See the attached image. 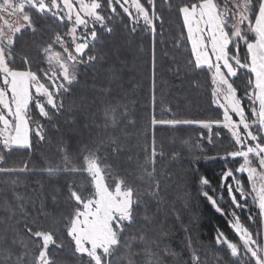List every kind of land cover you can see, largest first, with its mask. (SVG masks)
I'll list each match as a JSON object with an SVG mask.
<instances>
[{"label": "snow or ice", "instance_id": "1", "mask_svg": "<svg viewBox=\"0 0 264 264\" xmlns=\"http://www.w3.org/2000/svg\"><path fill=\"white\" fill-rule=\"evenodd\" d=\"M164 5L182 21L186 34L181 32L175 46L188 51L186 67L190 71L204 74L220 118L157 120L153 116L151 126L154 130L157 125H197L208 130L209 143L215 127L217 138H228L233 148L220 158L238 167L223 172L222 180L232 183L221 187L227 189L235 208L244 210L251 202L264 224V0H164ZM163 23L157 0H0V174L17 176L6 182L13 202L5 200L2 205L7 216L0 232V264H56L52 251L63 250L65 238L80 264H116L118 260L133 264L132 258L141 253L145 264H163L161 251L178 255L167 247L160 249L159 244L154 251L150 245L155 242L145 231L128 232L141 205L147 207L144 197L160 195L156 159L163 153L157 149L154 132L151 144L145 146L144 162L138 164L137 179L143 192L109 163L108 156L101 153L102 141L84 145L75 157L62 147L61 162L41 170L49 177H72L51 197L54 204L59 202L58 196L64 198L68 211L59 218L45 211L43 199L37 208L35 199L16 191L19 176L36 174L34 167L28 162L5 166L6 156L16 151L31 153L34 141L46 140L47 127L55 125L63 113L64 98L79 82L82 66L101 59L97 45L117 26L153 36L155 103V37L157 25L162 29ZM29 33L48 37L38 45L39 59L21 54V38ZM242 77L241 93L236 81ZM103 116L105 129L116 128L127 109L108 106ZM111 143L118 145V139ZM119 151L118 146L111 149L113 155ZM200 184L207 186L209 180L201 177ZM203 195L217 212L231 216L228 224L235 239L218 230L216 245L227 251L233 264H264V231L253 232L235 211L226 213L217 199L206 191ZM143 219L146 225L152 223L147 213ZM248 219L256 222L252 215ZM21 221L23 226L18 227ZM42 221H50V225L45 227ZM136 245L141 246L139 251ZM16 247L23 250L16 254ZM187 247L188 264H200L190 241Z\"/></svg>", "mask_w": 264, "mask_h": 264}, {"label": "trees", "instance_id": "2", "mask_svg": "<svg viewBox=\"0 0 264 264\" xmlns=\"http://www.w3.org/2000/svg\"><path fill=\"white\" fill-rule=\"evenodd\" d=\"M157 9L162 14L163 28L157 25L155 37V103L152 100V48L153 36L147 32L131 33L122 26H117L111 35L102 37L97 45L101 59L91 66H82L79 82L70 94L64 98V111L47 127L46 140L35 143L31 153L16 151L6 156L7 167L21 166L24 162L34 167L36 174H21L20 185L16 191L26 198L36 200L39 207L41 199L46 204L45 211L59 218L68 209L63 196H58V203L51 197L56 190L72 179L60 175L49 177L41 170L49 163L61 162L62 147H66L70 156L75 157L84 145H100L101 153L108 156L111 163L121 175L129 178L134 186L143 185L137 179L138 164L144 162V149L151 144L153 132L158 151L156 171L160 182V195L152 199L144 197L147 207L142 204L138 209L136 223L128 232L145 231L149 240L155 243L150 247L155 251L171 249L178 255L167 256L162 251L163 264H188L190 241L200 257V264H233L227 251L215 243L217 231L224 232L230 239H235L229 228L230 215H221L203 195L208 192L217 199V203L226 213L235 211L241 222L253 232L264 231V224L258 215V209L249 202L244 209L235 208L230 201L227 189L221 187L222 174L228 168L238 167L237 163H226L223 157L233 146L225 136L217 138L212 132V143L208 142V130L197 125H181L175 128L157 125L153 130L151 119L157 120H213L220 118V112L211 103L210 90L204 74L190 71L186 65L189 53L184 47L177 48L176 42L181 38L182 21L174 11L170 12L164 0H157ZM46 35L33 36L30 33L21 38V49L28 46L39 59L38 45L47 40ZM121 49V50H119ZM108 56L105 57V54ZM22 54V53H21ZM17 64H20L18 59ZM178 70V71H177ZM243 92V77L236 81ZM114 106L118 110L127 109V116L116 128L104 127V109ZM118 139V145L111 140ZM119 147L113 155L111 149ZM131 157V159H129ZM209 180V185L202 186L200 178ZM17 176L0 174V232H3L7 213L3 210L5 200L13 202L12 189L6 183ZM246 183V179H245ZM41 185L43 186L41 188ZM223 196V199L220 197ZM239 198V197H238ZM31 212H35L28 205ZM151 218V224H145L144 214ZM255 217V223L248 219ZM45 227L50 221H42ZM23 226L21 221L18 227ZM140 245L135 246L139 251ZM23 249L16 247V254ZM56 264H80L72 254V247L65 238L63 250H53ZM133 264H145L141 253L134 256ZM116 264H128L127 260H118Z\"/></svg>", "mask_w": 264, "mask_h": 264}, {"label": "rangeland", "instance_id": "3", "mask_svg": "<svg viewBox=\"0 0 264 264\" xmlns=\"http://www.w3.org/2000/svg\"><path fill=\"white\" fill-rule=\"evenodd\" d=\"M43 41H46V40H43ZM43 41H41L40 43H42ZM119 50H121V49H119ZM24 53H27L30 57L37 59L35 57L33 51L28 46H25V47L22 48V54H24ZM106 56H108L107 53L105 54V57ZM229 183H232V181H230Z\"/></svg>", "mask_w": 264, "mask_h": 264}]
</instances>
